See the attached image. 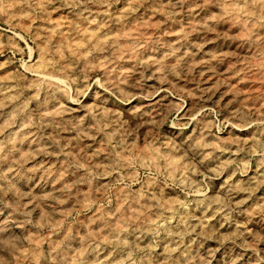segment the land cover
I'll use <instances>...</instances> for the list:
<instances>
[{"label": "rangeland", "instance_id": "1", "mask_svg": "<svg viewBox=\"0 0 264 264\" xmlns=\"http://www.w3.org/2000/svg\"><path fill=\"white\" fill-rule=\"evenodd\" d=\"M259 1L0 0V264H264Z\"/></svg>", "mask_w": 264, "mask_h": 264}, {"label": "bare ground", "instance_id": "2", "mask_svg": "<svg viewBox=\"0 0 264 264\" xmlns=\"http://www.w3.org/2000/svg\"><path fill=\"white\" fill-rule=\"evenodd\" d=\"M242 1H243V0H242ZM253 1H254V0H253ZM257 1H259V0H257ZM259 2H260V1H259ZM260 3H262V2H260ZM235 4H236V3H235ZM238 5H239V8H240V7H241L240 5H242V3H241V4H238ZM243 5H244V4H243ZM243 5H242V7H243L244 10H245V11L243 10V13H244V12H247L248 17H249L251 14H253V13L251 12L252 9H251V10L249 9L250 12H251V14H249V11L246 10V9H247V6L244 7ZM227 6H229V5H227ZM234 7H235V6H234ZM234 7H233V5H232V8H233V9H236L237 4H236V7H235V8H234ZM245 8H246V9H245ZM229 9H230V8H229ZM241 9H242V8H240V10H241ZM230 10H231V9H230ZM222 11H224V13H223L224 15L226 14L225 17H227L228 14H229V15L232 14V13H228V12L225 13V12H226V11H225V7H224V10H222ZM227 11H229V10H227ZM231 11H232V10H231ZM236 11H237V10H236ZM229 12H230V11H229ZM232 12H233V11H232ZM238 12H239V10H238ZM243 13H242V14H243ZM235 14H236V12L234 13V15H235ZM245 14H246V13H244V15H245ZM247 14H246V15H247ZM229 15H228V17H229ZM239 15H240V13H239ZM246 15H245V16H246ZM235 16H236V15H235ZM254 16H255V15H254ZM254 16H251V17H254ZM259 16H260V15H259ZM230 17H231V16H230ZM237 17H238V16H237ZM255 17H256V16H255ZM257 17H258V16H257ZM231 18H232V17H231ZM240 18H241V17H240ZM225 19H226V18H225ZM258 20H259V18H258ZM260 21H261V20H260ZM245 22H246V21H245ZM253 23H254V22H253ZM237 24H238V23H237ZM242 24H244V23H242ZM242 24H241V25L238 24L237 28H239V26H242ZM258 24H259V23H258ZM258 24H256V26H257ZM234 25H236V24H234ZM244 25H245V24H244ZM249 25H250V24H249ZM256 26H253V25H252V27H255V28H256ZM259 26H260V24H259ZM262 26H263V25H262ZM243 27H244V26H243ZM247 27H248V29H247ZM252 27L250 26V28H251V29H250L249 26L246 25V29H245V28H244V29H245L246 31H247V30H252V29H253ZM239 29H241V27H240ZM256 29H257V28H256ZM263 30H264V27H263L262 31H263ZM246 31H245V32H246ZM242 32H244V31H242ZM249 32H250V31H249ZM249 32H246V34L249 33ZM251 32H252V31H251ZM253 32H255V31H253ZM256 32H257V31H256ZM257 33H259V30H258ZM244 34H245V33H244ZM244 34H243V35L241 34V35H242V38H244V36H245ZM253 34H254V33H253ZM255 34H256V33H255ZM241 35H240V36H241ZM247 35H248V34H247ZM247 35H246V37H247ZM256 35H257V34H256ZM259 35H261V34H259ZM251 36H253L252 33H251V35L248 36V37H250V39H251ZM262 36H263V34L260 36V38H261ZM246 37H245V38H246ZM105 38H106V37H105ZM260 38H258V41L254 39V42L257 41V43L259 44V41H260L262 38L264 39V37H262L261 39H260ZM103 39H104V38H103ZM103 39H102V40H103ZM107 39H108V37H107ZM107 39H104V41H106ZM109 39H111V37H110ZM259 39H260V40H259ZM263 39H262V40H263ZM102 40H100V43H103V42H104V41L101 42ZM246 40H247V39H246ZM251 40H253V39H251ZM97 41H98V40H97ZM98 42H99V41H98ZM124 42H125V41H124ZM243 42H244V41H243ZM262 42H263V41H262ZM95 43H97V42H95ZM239 43H240V42H239ZM248 43H250V42L248 41ZM110 44H111V43H110ZM121 44H122V43H121ZM121 44H117V45H121ZM123 44H128V43L125 42V43H123ZM123 44H122V45H123ZM99 45H101V44H99ZM243 45H244V44H243ZM262 45H263V44H262ZM128 46H129V44H128ZM128 46H127V47H128ZM170 46H171V45H170ZM263 46H264V45H263ZM263 46H262V47H263ZM124 47H125V46H124ZM245 47H246V46H245ZM247 47H249V46H247ZM100 48H101V47H100ZM128 48H129V47H128ZM173 48H174V47H173ZM125 49H126V48H125ZM131 49H132V47H131ZM116 50H118V49H116ZM129 50H130V49H129ZM174 50H175V49H174ZM118 51H119V50H118ZM122 51L124 52V48H123ZM125 51H126V50H125ZM130 51H131V50H130ZM123 52H122V54H123ZM170 52H171V51H170ZM118 53H119V52H118ZM192 53H193V52H192ZM260 53H261V51H260ZM263 53H264V52H263ZM244 54H245V53H244ZM252 54H254V53H252ZM255 54H256V53H255ZM255 54H254V56H252L253 59H254V57H255ZM118 55H119V54H118ZM182 55H183V54H182ZM249 55H250V54H249ZM256 55H257V54H256ZM260 55H261V54H260ZM115 56H116V55H115ZM242 56H243V55H242ZM262 56H264V55L262 54ZM252 57H251V58H252ZM221 58H222V57H221ZM255 58H256V57H255ZM259 58H260V57H258L257 59L259 60ZM263 58H264V57H263ZM263 58H262V59L260 58V59H261V60H264ZM204 59H205V58H204ZM209 59H210V58H209ZM210 61H211V60H210ZM212 61H213V60H212ZM206 62H207V61H206ZM214 62H215V61H214ZM256 62H257V61H256ZM259 62H260V61H259ZM263 62H264V61H263ZM263 62L261 61L260 63L263 64ZM207 63H209V62H207ZM257 63H258V62H257ZM260 63L257 64V65H260ZM213 64H214V63H213ZM214 65H215V64H214ZM263 65H264V64H263ZM263 65H262V66H263ZM214 67H215V66H214ZM259 67H260V66H259ZM208 68H210V67H208ZM262 68H263V67H262ZM259 72H260V71H259ZM40 75H42V74H40ZM44 76H45V75H44ZM62 84H63V83H62ZM257 89H258V88H257ZM233 92H234V91H233ZM100 93H101V92H100ZM103 110H104V109H103ZM84 111H85V110H84ZM79 112H80V111H79ZM97 117H98V116H97ZM77 118H78V117H77ZM99 118H100V117H99ZM86 133H87V132H86ZM20 153H21V152H20ZM21 154H22V153H21ZM116 154H117V153H116ZM117 155H118V154H117ZM125 162H126V161H125ZM172 164H173V163H172ZM173 165H174V164H173ZM120 178H121V177H120ZM117 189H118V188H117ZM50 190H51V189H50ZM51 191H52V190H51ZM55 191H56V190H55ZM57 195H58V194H57ZM33 207H34V206H33ZM130 210L132 211V209H130ZM40 211H41V210H40ZM128 211H129V209H128ZM126 213H127V212H126ZM39 214H40V212H39ZM39 214H38V215H39ZM39 217H40V216H39ZM41 217H42V216H41ZM6 221H7V220H6ZM26 235L28 236V234H26ZM31 239H32V238H31ZM38 239L40 240V238H38ZM31 241H32V240H31ZM33 241H34V239H33ZM40 241H41V240H40ZM49 241H50V240H49ZM29 242H30V241H29ZM32 243H33V242H32ZM40 243H41V242H40ZM50 243H51V242H50ZM37 244H38V242H37L35 245L37 246ZM50 245H51V244H50ZM50 245H49V246H50ZM36 246H35V247H36ZM31 247H32V246H31ZM39 247H40V246H39ZM32 248H33V247H32ZM52 248H53V246H52ZM27 249H29V247H28ZM32 250H33V249H32ZM37 250H38V249H37ZM49 250H50V249H49ZM26 251H27V250H26ZM28 251H29V250H28ZM28 251H27V253H28ZM39 251H40V250H39ZM39 251H35V253L37 252V254H38ZM30 252H31V250H30ZM35 253H34V254H35ZM39 253H40V252H39ZM30 254H31V253H30ZM34 254H33V255H34ZM27 255L30 257L29 254H27ZM24 256H26V255H24ZM34 256L36 257V255H34ZM34 256L31 255V257H33V259H34ZM26 257H27V256H26ZM37 257H38V256H37ZM31 259H32V258H31ZM37 259H38V258H37ZM37 259H36V260H37Z\"/></svg>", "mask_w": 264, "mask_h": 264}]
</instances>
